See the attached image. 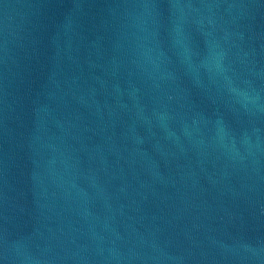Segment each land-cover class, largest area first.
<instances>
[{"label": "water", "instance_id": "95a60500", "mask_svg": "<svg viewBox=\"0 0 264 264\" xmlns=\"http://www.w3.org/2000/svg\"><path fill=\"white\" fill-rule=\"evenodd\" d=\"M0 264H264V0H0Z\"/></svg>", "mask_w": 264, "mask_h": 264}]
</instances>
